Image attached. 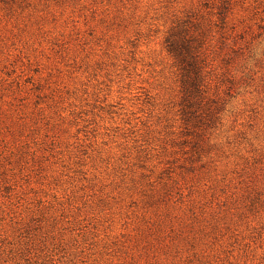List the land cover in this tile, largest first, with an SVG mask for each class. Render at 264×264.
<instances>
[{"label": "rangeland", "instance_id": "obj_1", "mask_svg": "<svg viewBox=\"0 0 264 264\" xmlns=\"http://www.w3.org/2000/svg\"><path fill=\"white\" fill-rule=\"evenodd\" d=\"M0 264H264V0H0Z\"/></svg>", "mask_w": 264, "mask_h": 264}, {"label": "trees", "instance_id": "obj_2", "mask_svg": "<svg viewBox=\"0 0 264 264\" xmlns=\"http://www.w3.org/2000/svg\"><path fill=\"white\" fill-rule=\"evenodd\" d=\"M168 43H169V41H168ZM168 47H169V50H170L171 53H173L175 55H177L179 53V49H178V47L174 43H171L170 42L168 44Z\"/></svg>", "mask_w": 264, "mask_h": 264}]
</instances>
